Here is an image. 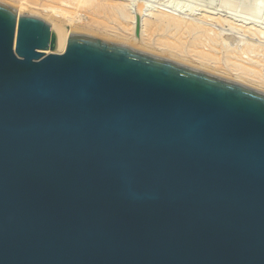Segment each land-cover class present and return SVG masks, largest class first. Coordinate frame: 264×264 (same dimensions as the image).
I'll use <instances>...</instances> for the list:
<instances>
[{"label":"water","instance_id":"1","mask_svg":"<svg viewBox=\"0 0 264 264\" xmlns=\"http://www.w3.org/2000/svg\"><path fill=\"white\" fill-rule=\"evenodd\" d=\"M0 264H264V93L0 3Z\"/></svg>","mask_w":264,"mask_h":264},{"label":"bare ground","instance_id":"2","mask_svg":"<svg viewBox=\"0 0 264 264\" xmlns=\"http://www.w3.org/2000/svg\"><path fill=\"white\" fill-rule=\"evenodd\" d=\"M16 1L19 4L18 13L24 14L23 12H27L28 3H24L26 0ZM254 1L257 4V8L247 21L260 24L258 19L262 14L264 0ZM30 3L42 6V13L47 14V18L54 17L51 21L53 24L83 33L90 32L108 39H115L121 42L114 41L116 43L140 51L142 49L143 51L150 50L149 53L152 54L158 52V54L165 55L166 58L181 61V63L183 61V64L188 62V64H198L201 69L202 67L211 68L214 71L225 73L224 75L227 74L229 79L230 75L235 74L238 78H248L254 82L262 78V82H264V50L259 52V47H257L258 50H251L250 44L248 45L251 49L246 45H242L241 49L235 46L233 41H228L231 37L227 36L226 38L224 35L228 33L222 35L219 30L216 31L217 29L214 28L215 25L222 29L229 27L233 31L246 33V35H258L257 37L261 38L262 35L260 34H264V27H258L260 28L258 30L256 28L253 29V27L248 26L249 23H246L247 21L245 22V20L243 25H236L234 21L230 19L229 21L223 17L204 16L206 19L204 21L207 24H202L203 22L190 20V17L199 11L196 7H184L182 10H174V12L162 11L160 14H156L150 5L142 6L140 2L135 3V10H133L131 8L134 5L132 0H32ZM55 4L63 5L66 8L58 10V7L53 6ZM72 5L75 8H72ZM222 5L224 6V4ZM229 13L236 15V17L239 16L236 12ZM85 15L89 16L87 20L84 18ZM137 15L142 17L141 35L139 38L135 35ZM185 15L189 16L190 19ZM228 15L231 16L230 14ZM209 18L212 19H210V24H208ZM237 23L240 22L238 21ZM228 42L229 45H226ZM245 47L249 50H246ZM254 48L256 47L254 46ZM253 52L255 56L251 57L250 55ZM245 54H248L249 62L245 61ZM194 67L196 68V66ZM218 75L221 76V74ZM251 77L255 80L251 79ZM260 80L257 83H260ZM262 82L260 84L264 85Z\"/></svg>","mask_w":264,"mask_h":264},{"label":"rangeland","instance_id":"3","mask_svg":"<svg viewBox=\"0 0 264 264\" xmlns=\"http://www.w3.org/2000/svg\"><path fill=\"white\" fill-rule=\"evenodd\" d=\"M31 1L32 0H26V1H24V3H26V4L28 3L27 4L28 7L26 9L27 12L26 11L23 12L24 15H29V16L37 17V18H40V19H42L44 21L53 23L51 21L54 19V17H50V18L48 17L47 18L46 17L47 14L42 13V6L33 5L32 3H30ZM132 1L134 2V5H133L134 7L133 6L131 7V8H133V10H135V3L136 2H140L142 6L143 5H150L152 7V9L154 10L153 12L156 13V14H160L162 11L174 12V10H182V8H184V7H187V8L188 7H196L199 11H197L196 13H194L193 16L190 17L191 19L189 18V16H187V15H185V16L188 19H190V20H195V21H198L200 23L203 22L202 24H207V22L204 21V20H206L204 18V16H210V17H215V18H217V17L218 18L219 17L222 18L223 17L224 19H228V20L230 19L231 21H234L235 22L234 24H236V25H243L244 20L246 22L248 18H251L252 14H254V11L257 8V4H256V2L254 0H247L248 2L246 0L245 1L244 0H132ZM0 3H2L5 6L10 7L14 11H16L17 13L19 12L18 11L19 10L18 9L19 8V4H18V2L16 0H0ZM222 4H224V6ZM225 4H227V5H225ZM29 6H31V7H29ZM53 6L58 7V10H61L62 8H66V7H63V5H59V4L58 5L55 4ZM222 6H223V8H222ZM72 8H75V6L72 5ZM231 8L232 9L234 8V9L232 10ZM229 10H231V11H229ZM28 11H30V12H28ZM229 12H236V13H238L239 16H237V17H239V18H237L236 15L234 16V15H232ZM228 14H230L232 16V18ZM84 18L87 20L89 18V16L85 15ZM210 19L211 18L208 19V22H209L208 24H210V22L212 20V19L211 20ZM239 19H241V20H239ZM238 21L240 23H237ZM258 21H259L260 24H258V23H255L254 24L252 22L250 23L249 21H247L246 23H249L250 25L248 24V26L249 27H253V29L256 28V30L260 29L258 27H264L263 26V24H264V5H263V9H262V14H261L260 18L258 19ZM204 22H206V23H204ZM214 28L217 29L216 31L219 30L222 35L224 33L230 34V35H228V34L227 35L224 34V35L226 36V38H227V36L229 38L231 37L230 40H228V41H233L234 42L233 44L235 46H238L239 48L243 47L244 45H246V46L249 47L248 44H250L252 49L250 47H249V49H251V50H255V49L258 50L257 47H259V49H260V50H258L259 52L260 51L262 52V50H264V34H260L262 36H261V38H259V37H257L258 35L255 36V35H250L248 33H247L248 35H246V33H241V32L239 33V31L238 32L237 31H233V29H231L229 27H226L225 29H222L221 27L215 25ZM260 31H262V30H260ZM86 34L94 35L95 33L87 32ZM94 36L101 37L103 39L110 40V41H113V42L114 41H118V40H115V39L112 40L111 38L108 39V38H105L103 36H99L98 34H95ZM253 36H255V37H253ZM157 38H159V37H157ZM118 42H120V41H118ZM226 45H229V42ZM252 45H254L256 48H254V46H252ZM245 48H246V50L248 49L247 47H245ZM141 51H143V49ZM143 52L149 53L150 50L149 51L144 50ZM151 52H154V51H151ZM153 54L154 55H157L158 52H154ZM160 54L161 53H159L158 55H160ZM160 56L163 57L166 60L174 61L176 63L179 62V64H182L184 66L190 67L192 69H196L198 71H202V72L208 73L210 75H213V76H216V77H219V78H222V79H225V80H228V81H231V82H234V83H237V84L246 86L248 88L257 90V91H259L261 93H264V85H261L260 84L263 81L262 78H261V80L258 78L260 80V83H257V82H259L258 79H257L258 81H256L254 78L251 77V79H254L255 80V82H254L253 80L251 81L248 78H245V79L238 78L237 75L234 74V75H230L229 76L230 79H231L230 80L228 78L227 74L224 75L225 73H221L220 71L217 72V71L212 70L211 68L208 69V68H203V67L201 69V66L198 67L199 66L198 64L197 65L196 64H191V63L188 64V62L187 63L184 62V64H183V61L181 63V61L172 60L171 58H166L165 55H162L161 54ZM250 56L251 57L252 56H255V53L254 52L251 53ZM244 59H245L246 62H249V60H248L249 59L248 58V54H245ZM190 64H191V66H190ZM213 65H215V64L213 63ZM194 66H196V68ZM215 70H217V69H215ZM213 73H215V74H213ZM218 74H221V76H219ZM225 76H226V78H225ZM234 79H235V81H234ZM263 79H264V77H263ZM237 80H240V81H237ZM262 83H264V82H262ZM261 87H263V88H261Z\"/></svg>","mask_w":264,"mask_h":264}]
</instances>
